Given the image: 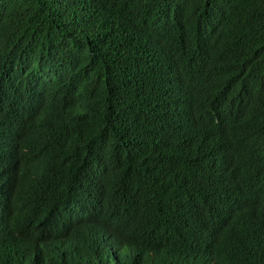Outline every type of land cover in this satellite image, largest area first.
Listing matches in <instances>:
<instances>
[{"label":"trees","instance_id":"trees-1","mask_svg":"<svg viewBox=\"0 0 264 264\" xmlns=\"http://www.w3.org/2000/svg\"><path fill=\"white\" fill-rule=\"evenodd\" d=\"M144 8L170 30L155 69L137 65L123 30ZM28 95L46 125L17 153L19 183L54 197L81 184L126 218L116 227L127 238L148 220L171 253L186 240L174 220L180 190L161 162L185 160L194 110L222 96L264 127V0H0V100Z\"/></svg>","mask_w":264,"mask_h":264},{"label":"clouds","instance_id":"clouds-1","mask_svg":"<svg viewBox=\"0 0 264 264\" xmlns=\"http://www.w3.org/2000/svg\"><path fill=\"white\" fill-rule=\"evenodd\" d=\"M151 10L135 9L123 23L141 69L163 66L170 38ZM42 109L33 95L0 100V264H172L173 256L264 264V127L242 122L225 98L194 110L185 160L161 162L180 190L174 220L186 240L171 253L159 246L165 233L148 220L135 222V236L127 238L116 227L126 218L81 184L54 197L19 183L17 153L37 144ZM42 232L47 237L34 236Z\"/></svg>","mask_w":264,"mask_h":264}]
</instances>
